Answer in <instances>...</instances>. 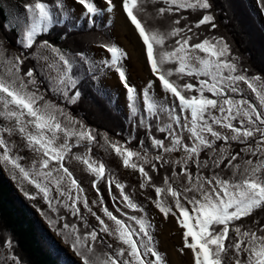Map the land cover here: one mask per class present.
Wrapping results in <instances>:
<instances>
[{"label":"snow or ice","instance_id":"6c2138e0","mask_svg":"<svg viewBox=\"0 0 264 264\" xmlns=\"http://www.w3.org/2000/svg\"><path fill=\"white\" fill-rule=\"evenodd\" d=\"M256 3L264 13V0ZM118 8L146 52L151 78L140 90L129 83L128 54L115 42L98 45L107 56L97 61L39 40L62 26L65 42L85 29V21L91 29L101 13L111 17ZM22 9L14 23L0 25L17 29L22 49L12 53L0 40V165L34 189L26 197H39L55 214L50 225L63 222L59 234L81 264H166L155 225L134 198L136 187L129 192L92 155L94 146L111 150L138 173L140 190L154 191L145 199L179 225L181 251H190L192 264H264V76L249 75L223 37L199 31L217 27L213 0H31ZM187 11L200 18L190 21L181 14ZM29 60L35 63L26 67ZM106 70L118 74L126 94L130 130L123 141L110 140L70 111L82 98L79 85L98 81L97 73ZM73 163L92 178L91 201Z\"/></svg>","mask_w":264,"mask_h":264},{"label":"trees","instance_id":"16d2710c","mask_svg":"<svg viewBox=\"0 0 264 264\" xmlns=\"http://www.w3.org/2000/svg\"><path fill=\"white\" fill-rule=\"evenodd\" d=\"M11 1L22 5L23 0ZM251 2V0H213L212 12L215 15L217 27L209 30V27L201 26L199 31L205 36L223 37L230 45L232 54L239 58L240 66L249 69V75L261 74L264 76V13L260 11L257 3L255 6V3ZM181 14L188 16L192 22L197 21L201 15L199 12L193 13L191 11ZM10 20L6 10L0 6V25L4 24L5 21L10 22ZM97 23L95 27L86 28L65 42L61 41L59 35L63 32L62 26L54 27L51 35H42L39 40L47 39L72 53L87 54L91 46H98L101 42H113L109 29L100 31ZM159 24L165 27L168 20H160ZM16 31L15 29L5 31L3 27H0L2 34L0 39L5 40L6 44L9 41V48H14L16 45L17 48H20L17 44L18 34ZM14 35L15 37H12ZM32 51L35 52L36 49L34 48ZM34 63L35 60H29L25 66H32ZM100 85L101 82L92 79L84 80L79 85L83 92L82 98L77 105L70 106V111L97 131H101L103 126H107L105 132L108 133L109 138L123 141L130 130V125L125 119L128 109L117 105L116 101ZM44 87L46 85H42V90ZM133 143L138 146L137 142L134 141ZM92 155L99 158L94 151ZM132 188L133 186L129 184L128 191L132 192ZM153 208L155 207L153 206ZM40 212L47 228L79 258L71 249L70 244L66 242L64 236L59 234L63 222L50 225L48 218L55 220L56 216L51 215L47 207ZM32 217L34 216L27 211V207L19 200L16 190L0 173V240L4 244L10 239V242L16 247V258L23 264H60L57 260H62L60 254L64 255V252L58 248L43 227L40 229L35 225L36 221ZM68 219L72 220L73 218L69 216ZM90 224L92 223L90 222ZM78 226L83 230L82 223H79ZM97 248L102 250L99 244H97Z\"/></svg>","mask_w":264,"mask_h":264},{"label":"rangeland","instance_id":"374dc122","mask_svg":"<svg viewBox=\"0 0 264 264\" xmlns=\"http://www.w3.org/2000/svg\"><path fill=\"white\" fill-rule=\"evenodd\" d=\"M28 2H31V0H23L22 5H24L25 3H28ZM70 2H71V0H69V3ZM96 2H97V4H100V0H96ZM22 5H19L18 3H14L11 0H0V6L6 10V13L11 18L10 23H14L19 16L23 15ZM101 7H102V5H101ZM75 14L77 16L80 15V7L79 6H77V8H76ZM100 16L104 20L103 23H106V24L109 23L110 25L113 26L112 16L109 17L108 14H106V13H101ZM117 19H118V17L115 16L116 21H117ZM13 29H16V28L13 27ZM1 35L2 34L0 32V37H1ZM110 35L114 37L118 46L120 48H122L121 38L118 35V33L116 32L114 26L112 27ZM12 37H15V35ZM7 44L5 42L6 47L12 53H19L20 51H22L21 48L16 47L17 45L14 46V48L13 47L9 48L8 47L10 44L9 41L7 42ZM127 49H128V47H127ZM89 50H90V53L88 56H90L94 60L98 61L100 59L106 58V56H107L105 53H103V50L98 48V47H90ZM128 51L132 57V60H130L129 55H128L127 59L124 63H125V66L127 67V69L129 70L128 71L129 80L133 85L136 86V88L138 90H140L147 83V81L151 78L150 68H148L146 63L143 62L142 58H141L142 61L140 60L141 54L138 53L134 47L132 49H128ZM47 54H48L47 52H43V51L41 52V55H47ZM137 54H138V56H137ZM41 63H43V61H41ZM99 78H101V76H99ZM104 85L106 88H104V87H101V88H103L104 90L106 89L109 92L110 96H113V97L116 96L118 103L120 105L124 106L125 102H126L125 90L122 88L118 79L116 78V76L113 75V73L110 74L109 80H106ZM101 86H103L102 82H101ZM241 86L246 89V91L248 93L249 100L251 102L255 103L256 101H255L254 94L251 93L250 90H247L246 85L242 84ZM41 88H42V86H41ZM127 115H128V113L126 114V116ZM106 130H107V126H105V127L103 126V128H101V131H98V132L104 133ZM98 139H99V137H98ZM109 139L115 140V139H111V138H109ZM100 144H103L102 139H100ZM93 151L96 153V155L100 159L103 160V162L110 169H112L114 171V173L118 176V178L122 182H125L128 185L131 184L132 186L136 187V192L134 193L135 199L137 200V202L145 205L146 211L149 213L150 219L153 221L155 227L157 228V237L159 240V249L165 255L166 263L167 264H192V258H191L190 251L188 249H184L183 252L181 251V249L183 248L182 230L178 227V225L175 223V221L171 217H169L168 219L161 217L155 211L151 202L149 200L145 199L146 195L151 194L154 196V193H153V190H151V189H145V190L139 189V187H138V184H139L138 175L139 174L133 173L132 170H130V169H125L122 166V163L119 160V158L111 150H108L106 152L104 150V148H101L99 146H94ZM0 167L2 169H4L2 165H0ZM71 170L74 172V175L76 176L77 180L81 183V186L86 190V193L89 196V201H91V199L95 198V190L91 188V183H90L92 178L83 170L82 165L73 163ZM11 180H12L11 183L16 188V191L20 195L22 193V195L25 197V199L28 203L34 205L37 209H39V207L44 208L45 204L43 203V201L39 197L37 199L33 200V199H30L24 195L25 191H28V192L34 191V189L30 185H28L26 182L23 185H21L19 180H13L12 178H11ZM101 189H102V194H103L105 200L107 201V206H109L110 210L114 211V209H112L113 201L108 196V190H107L106 184H102ZM113 191H114V194L118 195V193L115 192L114 186H113ZM81 208H82V206H81ZM93 210L98 211V209L95 206H93ZM124 211L132 214L131 211L128 209H124ZM98 214L102 215V213H99V211H98ZM114 214L119 216L118 213L114 212ZM89 221L91 223H93L94 225L97 223L95 221V219L93 217H90V216H89ZM105 239H107L109 242H112L110 238L105 237Z\"/></svg>","mask_w":264,"mask_h":264},{"label":"bare ground","instance_id":"6f19581e","mask_svg":"<svg viewBox=\"0 0 264 264\" xmlns=\"http://www.w3.org/2000/svg\"><path fill=\"white\" fill-rule=\"evenodd\" d=\"M115 16L118 17L117 21L115 20ZM112 18H113V26L115 27V30L116 32L118 33V35L120 36L121 38V42H122V48L124 49V51L129 55V58L130 60H132V57L128 51V49H132L133 47L135 48V50L140 53V60L142 61L143 59V62L146 63V52H144L141 48V43H138L136 38L133 36V33L130 31V29L128 28L126 22H125V18L121 15V12H120V9L118 8L116 10V12L112 15ZM112 24V23H111ZM106 27L110 28L112 30V25L110 26L109 24L105 25ZM102 27H104V25H102ZM16 30V29H15ZM128 47V49H127ZM138 56V54H137ZM142 58V59H141ZM149 68V67H148ZM140 71V70H139ZM128 81L130 84H132L129 80V76H128ZM133 85V84H132ZM102 127V126H101ZM109 130V129H108ZM112 130V129H111ZM3 177L12 185V180L11 178H8L7 175H4L2 174ZM12 187L16 190V188L12 185ZM16 194L19 198L20 201H22L23 205H25L27 207V211L32 214L34 217H32L34 219V221H36V224L40 229L42 228L43 224H42V218L41 216L38 215L37 212L41 213L40 211L44 208H46L44 206V208H40L39 206V209H37L34 205L28 203L25 199V197L23 195H20L17 191H16ZM161 217H163L162 214H160L157 210H155ZM148 213V212H147ZM51 215H54L53 213H51ZM149 215V213H148ZM164 218V217H163ZM153 222V221H152ZM93 224V223H92ZM154 224V223H153ZM94 225V224H93ZM178 225V224H177ZM179 227V225H178ZM180 228V227H179ZM155 235H156V239L158 241L157 243V246H158V250L161 252V250L159 249V240H158V237H157V228L155 227ZM49 235H51V233L49 232ZM58 248L59 247H66V245L61 241L59 240V238L54 241ZM46 252V251H45ZM162 253V252H161ZM57 254V253H55ZM163 254V253H162ZM61 255V258L62 260H57V262H60V264H81L79 258L77 257H65L64 255L60 254ZM164 255V254H163ZM164 258H165V255H164ZM167 264V263H166Z\"/></svg>","mask_w":264,"mask_h":264},{"label":"flooded vegetation","instance_id":"af4514ba","mask_svg":"<svg viewBox=\"0 0 264 264\" xmlns=\"http://www.w3.org/2000/svg\"><path fill=\"white\" fill-rule=\"evenodd\" d=\"M15 252H16V248H13L12 254H16ZM13 261L14 260L11 259V256H9V254H7L6 252L0 253V264H13Z\"/></svg>","mask_w":264,"mask_h":264},{"label":"clouds","instance_id":"9594fccd","mask_svg":"<svg viewBox=\"0 0 264 264\" xmlns=\"http://www.w3.org/2000/svg\"><path fill=\"white\" fill-rule=\"evenodd\" d=\"M1 173V172H0Z\"/></svg>","mask_w":264,"mask_h":264}]
</instances>
